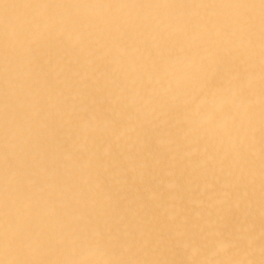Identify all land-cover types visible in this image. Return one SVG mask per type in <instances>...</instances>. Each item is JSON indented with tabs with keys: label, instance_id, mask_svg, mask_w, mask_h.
I'll return each instance as SVG.
<instances>
[{
	"label": "bare ground",
	"instance_id": "bare-ground-1",
	"mask_svg": "<svg viewBox=\"0 0 264 264\" xmlns=\"http://www.w3.org/2000/svg\"><path fill=\"white\" fill-rule=\"evenodd\" d=\"M0 264H264V0H0Z\"/></svg>",
	"mask_w": 264,
	"mask_h": 264
}]
</instances>
